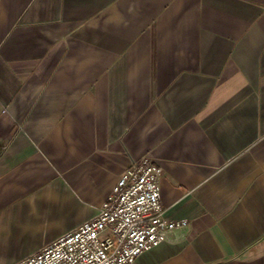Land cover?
Wrapping results in <instances>:
<instances>
[{"label":"crops","instance_id":"1","mask_svg":"<svg viewBox=\"0 0 264 264\" xmlns=\"http://www.w3.org/2000/svg\"><path fill=\"white\" fill-rule=\"evenodd\" d=\"M144 157L187 225L135 264H264V0H0V264Z\"/></svg>","mask_w":264,"mask_h":264},{"label":"built area","instance_id":"2","mask_svg":"<svg viewBox=\"0 0 264 264\" xmlns=\"http://www.w3.org/2000/svg\"><path fill=\"white\" fill-rule=\"evenodd\" d=\"M153 159L133 161L118 177L92 219L60 235L15 264H135L187 221L164 216L160 178Z\"/></svg>","mask_w":264,"mask_h":264}]
</instances>
